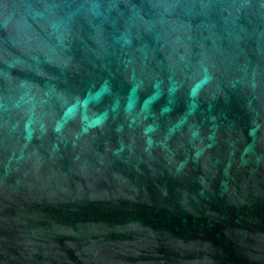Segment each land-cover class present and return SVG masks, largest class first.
I'll return each instance as SVG.
<instances>
[{
	"label": "water",
	"instance_id": "obj_1",
	"mask_svg": "<svg viewBox=\"0 0 264 264\" xmlns=\"http://www.w3.org/2000/svg\"><path fill=\"white\" fill-rule=\"evenodd\" d=\"M0 264H264V0H0Z\"/></svg>",
	"mask_w": 264,
	"mask_h": 264
}]
</instances>
